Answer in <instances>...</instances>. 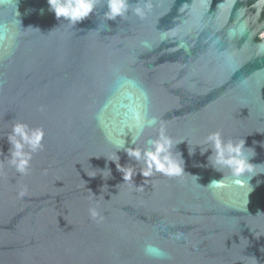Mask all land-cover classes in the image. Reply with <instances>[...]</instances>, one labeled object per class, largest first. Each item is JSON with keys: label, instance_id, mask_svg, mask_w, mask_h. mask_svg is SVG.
<instances>
[{"label": "water", "instance_id": "1", "mask_svg": "<svg viewBox=\"0 0 264 264\" xmlns=\"http://www.w3.org/2000/svg\"><path fill=\"white\" fill-rule=\"evenodd\" d=\"M92 4L75 23L0 0V264H264V0ZM16 124L42 133L26 174ZM161 131L182 171L145 178L123 149ZM214 132L251 172L216 163Z\"/></svg>", "mask_w": 264, "mask_h": 264}, {"label": "clouds", "instance_id": "2", "mask_svg": "<svg viewBox=\"0 0 264 264\" xmlns=\"http://www.w3.org/2000/svg\"><path fill=\"white\" fill-rule=\"evenodd\" d=\"M51 5L58 19L68 18L75 23L88 17L93 7L92 0H63V2H61V0H51ZM109 5L113 15L119 14L123 8L124 0H109ZM13 132L19 136V139H16L15 136L12 138L11 142L14 150L11 153L10 163L15 166L18 172L26 174L31 156L29 152L23 150L24 145L27 143L30 145L31 149L35 151L40 147L42 133L40 130H36L29 135L26 133L23 124H16ZM207 139L214 146L216 163L229 166L233 175H240L245 171H252V166L248 162L250 158H245L242 155L243 145L241 143H225L219 132L211 133ZM148 143L151 147L143 152L138 148L123 149L127 152L129 157H135L137 160L143 157L145 168L140 172L143 177L147 178L151 176L153 171L166 175L181 173V166L170 155L172 142L163 131H161L158 139L149 140ZM207 151L206 149L205 152ZM112 161L116 162V167L119 165L117 169L122 173L123 181L132 179L134 173L131 169H125L119 164V157L117 154L116 159ZM136 174L137 173H135V175ZM213 182L214 181L211 180L209 183ZM23 195H25V191L20 192V196ZM90 214L94 219L99 215L96 209H90ZM144 251L146 255L156 259H169L160 248L151 243L145 245Z\"/></svg>", "mask_w": 264, "mask_h": 264}]
</instances>
